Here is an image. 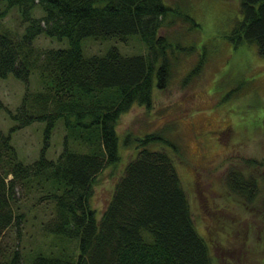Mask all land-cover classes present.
Wrapping results in <instances>:
<instances>
[{"label":"trees","instance_id":"trees-1","mask_svg":"<svg viewBox=\"0 0 264 264\" xmlns=\"http://www.w3.org/2000/svg\"><path fill=\"white\" fill-rule=\"evenodd\" d=\"M238 6L240 18L224 38L233 46H254L264 58V0H238ZM13 11L19 20L15 29L4 23ZM174 16L197 26L193 17L164 0H0V79L11 73L27 83L35 70L41 85L37 91L26 88L13 112L6 109L16 123L10 131L43 121L47 141L58 119L65 130L55 159L42 152L28 164L17 159L9 134L0 130V240L15 221L14 189L19 185L41 190L53 202L54 215L44 228L58 242L51 249L27 251L25 262L16 249L0 242V264H214L175 167L176 144L162 131L143 136L128 131L120 140L115 130L118 117L134 104L150 107L153 89L168 85L177 52L194 47L159 32ZM41 34L67 45L37 48L32 42ZM133 36L144 44L143 53L123 55L115 47L101 55L82 53L85 38L124 41ZM204 51L183 81L199 71ZM75 143L80 149L72 147ZM155 143L162 148L150 146ZM121 146L133 154L97 219L90 204L92 185L104 167L119 161ZM245 163L261 164L255 159ZM245 177L231 169L226 183L252 203L257 176ZM63 240L75 241L74 250Z\"/></svg>","mask_w":264,"mask_h":264},{"label":"rangeland","instance_id":"rangeland-1","mask_svg":"<svg viewBox=\"0 0 264 264\" xmlns=\"http://www.w3.org/2000/svg\"><path fill=\"white\" fill-rule=\"evenodd\" d=\"M164 2L193 17L197 26L192 27L182 16H174V22L163 25L159 32L172 38L177 36L183 46L194 47L188 52H177L168 85L164 90L153 89L150 107L134 104L118 117L115 130L120 140L128 131L133 136L162 131L167 140L176 144L175 167L187 194L195 227L208 243L214 264H264V127L261 126L264 58L257 56L254 46L244 43L233 46L224 38L233 21L240 18L238 0ZM34 15L38 16L39 11L35 10ZM4 23L11 29L17 28L16 13L10 12ZM32 43L40 49L67 45L66 40L42 34ZM111 47L123 55L145 51L136 36L124 41L85 38L81 42L85 56L101 55ZM202 47L205 56L199 71L183 81L197 64ZM26 88L40 90L35 70L29 73L27 83L11 73L0 79L3 104L0 130L9 134L10 144L21 162L32 163L42 152L45 158L55 159L64 142L65 130L60 119L47 141L43 121L10 131L16 123L6 109L13 112L17 108ZM150 146L162 148L156 143ZM72 147L80 149L81 146L75 143ZM131 150L121 146L116 165L104 167L95 177L90 204L97 219L112 195L125 162L133 154ZM246 159H255L261 164L246 165ZM231 169L242 171L247 178L257 176V197L252 203L229 189L226 176ZM14 192L16 223L3 231L5 237L0 242L2 247L16 249L25 262L27 251L35 247L51 249L58 243L44 228L54 215V206L39 189L27 191V187L16 185ZM62 245L69 251L74 250L75 241L63 240Z\"/></svg>","mask_w":264,"mask_h":264}]
</instances>
